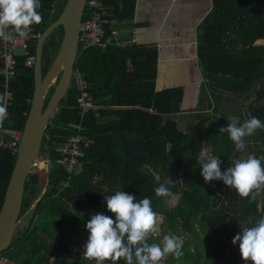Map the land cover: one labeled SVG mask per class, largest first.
Returning <instances> with one entry per match:
<instances>
[{
    "label": "trees",
    "instance_id": "16d2710c",
    "mask_svg": "<svg viewBox=\"0 0 264 264\" xmlns=\"http://www.w3.org/2000/svg\"><path fill=\"white\" fill-rule=\"evenodd\" d=\"M107 19L132 18L134 0H100ZM42 23L32 26L35 38L28 44L34 56L36 40L59 15L65 0H40ZM106 26V35L113 26ZM62 29L53 30L42 46L41 74L53 61ZM264 0H211V9L196 29V57L212 102L213 115L204 133L182 131L174 115L182 100L180 87L155 89L157 53L135 44L123 48L96 46L79 53L69 88L44 131L40 151L49 160L48 170L32 168L27 174L19 217L7 250L0 257L14 264H95L85 256L68 260L74 237L86 243L87 222L97 213L113 220L104 196L122 190L137 200L148 197L168 233L186 237L180 260L168 255L163 264H251L241 258L239 242L232 243L242 227L255 226L264 217V193L249 203L223 181L206 183L198 162L204 142L210 155L221 160L224 172L239 155L254 154L264 164V130L247 138L237 152L221 127L229 116L241 123L251 117L264 122ZM16 57L15 75L9 82L12 95L8 119L2 130H22L33 92V67ZM79 74L85 81L93 108L85 114L86 134L92 139L80 159L81 169L68 179L56 165L55 148L73 132L79 121ZM0 76V94L3 95ZM52 92L50 88L46 101ZM9 121H11L9 123ZM7 138V137H5ZM39 151V152H40ZM15 162L10 149L0 147V206ZM168 175L174 182L171 197H157L154 189ZM173 196L176 203L168 207ZM155 237L149 241L154 243ZM118 264H125L123 260Z\"/></svg>",
    "mask_w": 264,
    "mask_h": 264
},
{
    "label": "clouds",
    "instance_id": "9594fccd",
    "mask_svg": "<svg viewBox=\"0 0 264 264\" xmlns=\"http://www.w3.org/2000/svg\"><path fill=\"white\" fill-rule=\"evenodd\" d=\"M41 6L40 0H0V37L11 28L20 38H27L32 26L43 21L38 11ZM7 119V101L5 95L0 94V128ZM227 120L228 125L221 127L219 132L228 134L237 152L245 150L248 137L257 130H264V122L257 117L243 123L236 116H229ZM198 162L206 183L223 181L249 203L264 193V164L254 154H249L246 159H236L233 166L222 172L221 160L217 156L209 158L205 146L200 150ZM155 179L159 182L154 189L156 196L171 197L170 188L174 182L170 176L161 181L157 175ZM104 200L115 219L97 213L87 222L89 236L83 253L86 258L94 260L95 264H118L121 260L125 264H163L167 255L176 260L183 257L184 241L175 234L164 235L159 243H149L158 231V223L157 213L148 197L137 200L132 194L116 190L114 194L104 196ZM242 229V235L237 234L232 240L234 245L239 242L241 258L251 264H264V217L255 226Z\"/></svg>",
    "mask_w": 264,
    "mask_h": 264
},
{
    "label": "crops",
    "instance_id": "0c3cea01",
    "mask_svg": "<svg viewBox=\"0 0 264 264\" xmlns=\"http://www.w3.org/2000/svg\"><path fill=\"white\" fill-rule=\"evenodd\" d=\"M210 9L211 0H134L132 18L113 25L126 45L156 50V91L180 87L181 111L174 120L202 133L213 108L197 62L196 29Z\"/></svg>",
    "mask_w": 264,
    "mask_h": 264
},
{
    "label": "water",
    "instance_id": "95a60500",
    "mask_svg": "<svg viewBox=\"0 0 264 264\" xmlns=\"http://www.w3.org/2000/svg\"><path fill=\"white\" fill-rule=\"evenodd\" d=\"M85 1L65 0L57 18L46 26L36 40L32 97L16 149L14 166L0 206V254L9 247L19 223L24 183L27 174L39 161L40 145L46 126L69 88ZM57 28L62 29L59 48L42 76V46L47 36ZM50 88L52 92L45 103Z\"/></svg>",
    "mask_w": 264,
    "mask_h": 264
},
{
    "label": "built area",
    "instance_id": "2783aa9c",
    "mask_svg": "<svg viewBox=\"0 0 264 264\" xmlns=\"http://www.w3.org/2000/svg\"><path fill=\"white\" fill-rule=\"evenodd\" d=\"M107 15L108 10L100 0L85 1L79 26L77 55L96 46L104 47L105 45H112L119 48L126 46V43L119 39L114 28H111L117 21L115 19L108 20ZM107 25L111 26L110 34L108 35H106L105 29ZM34 38L35 34L33 31L30 32L27 38H20L11 28L6 29L5 36L0 37V76L3 78L2 88L7 106L12 99L9 82L15 75L16 57L24 56V66L27 68L33 67L34 56L29 54L28 44ZM76 83L80 91L79 102L77 104L79 121L77 124L71 125L73 133L55 148V151L59 154L56 165L60 166L67 175L66 180L59 185L61 189L68 186V179L71 175L80 171V159L84 156V150L92 144V139L86 134V126L83 120L87 111L93 108V104L87 92V85L79 74L76 75ZM30 101L31 99H27L29 104ZM21 132L22 130H2L0 128V147L10 149L12 154H15L21 138ZM37 162L41 164L37 169L47 171V166H49L47 158ZM36 163L33 166L34 168L36 167Z\"/></svg>",
    "mask_w": 264,
    "mask_h": 264
},
{
    "label": "rangeland",
    "instance_id": "374dc122",
    "mask_svg": "<svg viewBox=\"0 0 264 264\" xmlns=\"http://www.w3.org/2000/svg\"><path fill=\"white\" fill-rule=\"evenodd\" d=\"M261 43H264V41ZM210 118H212V114H211ZM180 129L184 132H188V130H184V128H180ZM205 146L207 147L209 158H210L211 157V155H210V144L208 142H204V147ZM45 154H46L45 152H43V153L41 151L39 152V161L46 158ZM246 157H247L246 154H241V155H239L238 159H246ZM39 166H41V164H40V162H37L35 168H38ZM37 170H39V169H37ZM47 170H48V166H47ZM44 171H46V170H44ZM177 199H178L177 196H173L168 203V207L173 206L176 203ZM23 218L24 217L20 218L18 225L21 226L23 224V221H24ZM157 223H158V231L153 236L156 238L154 243H159L162 240L164 235L169 234L168 230H167V228L163 222V216L162 215H157ZM181 238L183 239V241L186 239V237H181ZM85 244L86 243L81 242L78 239L73 237L70 241L69 251L64 255V257L68 260H72V259L84 256L83 253H84V245ZM0 264H14V263L6 260L5 258L0 257Z\"/></svg>",
    "mask_w": 264,
    "mask_h": 264
},
{
    "label": "flooded vegetation",
    "instance_id": "af4514ba",
    "mask_svg": "<svg viewBox=\"0 0 264 264\" xmlns=\"http://www.w3.org/2000/svg\"><path fill=\"white\" fill-rule=\"evenodd\" d=\"M43 75H44V74H43ZM43 75H42V76H43Z\"/></svg>",
    "mask_w": 264,
    "mask_h": 264
}]
</instances>
